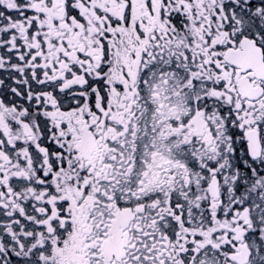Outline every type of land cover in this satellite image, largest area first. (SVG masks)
<instances>
[{
    "label": "snow or ice",
    "instance_id": "6c2138e0",
    "mask_svg": "<svg viewBox=\"0 0 264 264\" xmlns=\"http://www.w3.org/2000/svg\"><path fill=\"white\" fill-rule=\"evenodd\" d=\"M0 264H264V0H0Z\"/></svg>",
    "mask_w": 264,
    "mask_h": 264
}]
</instances>
